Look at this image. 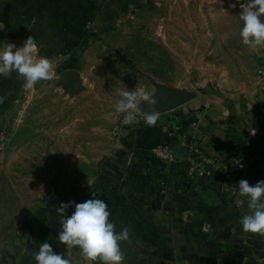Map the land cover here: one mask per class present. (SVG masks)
<instances>
[{"label": "rangeland", "instance_id": "rangeland-1", "mask_svg": "<svg viewBox=\"0 0 264 264\" xmlns=\"http://www.w3.org/2000/svg\"><path fill=\"white\" fill-rule=\"evenodd\" d=\"M67 1L54 3L70 12ZM240 3L130 0L101 7L105 17L98 29L79 19L88 32L76 51L69 48L55 59L52 80L21 95L25 82L7 78L9 94L0 108V264L45 240L50 209L80 203L91 193L96 173L110 165L105 155L113 143L130 148L133 125H124L125 114L114 110L121 90L143 87L154 98L158 89L183 93L185 103L157 114L180 121L186 107L200 111L213 91L223 94L264 76V47L241 43ZM18 32L23 44L28 28L21 25ZM68 70L77 71L79 90L63 82ZM139 104L140 110L146 102ZM136 115L145 122L140 111ZM51 193L59 206L45 205Z\"/></svg>", "mask_w": 264, "mask_h": 264}, {"label": "crops", "instance_id": "crops-1", "mask_svg": "<svg viewBox=\"0 0 264 264\" xmlns=\"http://www.w3.org/2000/svg\"><path fill=\"white\" fill-rule=\"evenodd\" d=\"M128 1L68 0L74 10L69 12L66 6L58 8L55 0H0V42L22 46L24 36L18 38V27L25 26L26 38L31 36L37 42L36 55L54 65L69 48L76 51L84 30L79 19H90L88 23L98 29L101 14L105 17L101 7L106 10ZM16 77L13 72L7 78L12 81ZM7 78L0 77V108L9 94ZM19 80L24 82L21 77ZM26 88L21 95L26 94ZM215 92L205 97L200 111L191 112L193 105L186 107V112L178 115L180 121L178 117L167 121L158 117L151 126L141 121L133 125L130 148L112 142L105 155L110 165L101 166L93 190L80 201L103 199L115 231L128 229V239L120 242L122 264H264V235L242 230L239 220L251 209L237 190L241 180L250 185L264 180V76L258 75L236 90ZM175 124L181 125L183 133L177 132ZM162 143L177 155L172 163L160 162L151 154L150 148ZM192 144L216 157L229 179L222 174L187 179L185 159L179 158L187 155V147ZM53 201L56 205L46 206H59L57 200ZM72 211L67 207L65 215L70 216ZM48 213L51 228L43 235L54 252L71 264H89L78 247L59 241L61 217L57 208ZM45 240L37 241L32 249L7 256L4 263L35 264L33 254Z\"/></svg>", "mask_w": 264, "mask_h": 264}, {"label": "clouds", "instance_id": "clouds-1", "mask_svg": "<svg viewBox=\"0 0 264 264\" xmlns=\"http://www.w3.org/2000/svg\"><path fill=\"white\" fill-rule=\"evenodd\" d=\"M237 3H240V0H237ZM240 8L241 43L252 50L264 47V0H243ZM37 52V42L31 36L20 47L14 43L0 42V77L7 78L16 72L27 88H33L40 81L52 80L51 61L46 57L37 56ZM118 95L120 98L116 100L114 110L125 114L124 125L139 123L136 113L140 111L141 100L145 101L150 109L145 113V123L150 126L156 123V100L143 87L121 90ZM237 190L239 195L247 200V206L251 209L249 215L239 220L242 230L245 233L264 235V180L257 181L254 185H250L247 180H241ZM67 207L73 208L70 216L65 215ZM57 212L61 217L57 235L61 244L78 247L89 264L97 260L101 264H122L124 253L120 242L128 239V229L115 231V225L109 220L110 212L103 199L91 198L82 203H62ZM33 260L35 264H71L62 254L54 252L52 245L47 241L33 254Z\"/></svg>", "mask_w": 264, "mask_h": 264}, {"label": "built area", "instance_id": "built-area-1", "mask_svg": "<svg viewBox=\"0 0 264 264\" xmlns=\"http://www.w3.org/2000/svg\"><path fill=\"white\" fill-rule=\"evenodd\" d=\"M145 119V118H144ZM4 140V134L0 130V141ZM151 154L160 162L172 163L174 158V151L168 144H156L150 148ZM185 175L187 179L194 180L199 175H205L209 177H215L223 175L228 177L226 171L222 168L217 158L214 156L203 153L195 144L189 145L187 151V158L185 159ZM233 191L236 190V186H231Z\"/></svg>", "mask_w": 264, "mask_h": 264}, {"label": "water", "instance_id": "water-1", "mask_svg": "<svg viewBox=\"0 0 264 264\" xmlns=\"http://www.w3.org/2000/svg\"><path fill=\"white\" fill-rule=\"evenodd\" d=\"M63 82L70 87H73L76 90H79L80 83L78 79V74L75 70H68L63 73ZM205 83L203 82L202 85ZM155 111L156 114H161L163 112L168 111L170 108L185 103L187 100L186 95L179 92H172L165 89H158L155 95ZM150 109L147 104H143L140 109V114L145 115V113L149 112ZM186 159L187 155L180 157L179 159ZM46 205H56V202L53 201L52 196H49Z\"/></svg>", "mask_w": 264, "mask_h": 264}, {"label": "trees", "instance_id": "trees-1", "mask_svg": "<svg viewBox=\"0 0 264 264\" xmlns=\"http://www.w3.org/2000/svg\"><path fill=\"white\" fill-rule=\"evenodd\" d=\"M55 4H57V3H55ZM83 26H84V24L82 25V28H83ZM82 32H83V33H86V32H88V31L85 30V29H84V30L82 29ZM170 125L173 127V123H172V122L170 123ZM174 128L177 129V132H179V133H180V132L183 133V128L181 127V125L179 126V124H175V125H174ZM180 149H181V148H180ZM174 158H177V155L174 154Z\"/></svg>", "mask_w": 264, "mask_h": 264}]
</instances>
